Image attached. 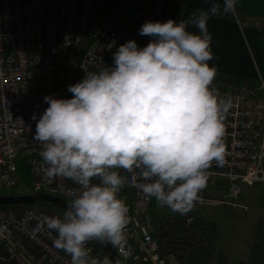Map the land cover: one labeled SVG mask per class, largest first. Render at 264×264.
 <instances>
[{"label": "clouds", "instance_id": "clouds-1", "mask_svg": "<svg viewBox=\"0 0 264 264\" xmlns=\"http://www.w3.org/2000/svg\"><path fill=\"white\" fill-rule=\"evenodd\" d=\"M238 0H208V6L179 20H147L136 39L120 44L113 63L85 72L68 86L70 98L46 95L33 140L48 177L79 185L62 215L43 217L56 233L53 244L70 264H121L110 255L91 256L87 242L120 249L126 239L129 205L120 195L128 178L147 197L185 213L199 198L211 163L225 154V116L230 94L214 86L209 21L231 13ZM32 119L36 120V114Z\"/></svg>", "mask_w": 264, "mask_h": 264}, {"label": "built area", "instance_id": "built-area-1", "mask_svg": "<svg viewBox=\"0 0 264 264\" xmlns=\"http://www.w3.org/2000/svg\"><path fill=\"white\" fill-rule=\"evenodd\" d=\"M178 11L177 0H0V191L21 188L20 161L22 168L29 167L31 187L17 195L73 198L79 185L48 177L42 144L33 140L39 114L48 106L44 97L70 98L68 86L85 72L112 64L120 44L136 39L143 47L150 42V36L139 33L145 21L178 20ZM214 86L232 96L233 107L224 120V157L206 170L207 182L196 201L200 205L209 201L203 197L209 189L224 190L226 198L238 201L240 184L264 185V118L257 121L250 106L257 100L264 104V73L257 83L215 79ZM120 172L128 178L120 195L129 205L126 239L114 249L122 264L208 262L213 228L190 219L175 239L177 219L153 217L155 199L138 189L139 178ZM47 215L52 214L39 205H0V264H70V256L53 244L56 233L42 226ZM158 223L163 244L157 238ZM87 248L91 256H105L95 240Z\"/></svg>", "mask_w": 264, "mask_h": 264}, {"label": "rangeland", "instance_id": "rangeland-1", "mask_svg": "<svg viewBox=\"0 0 264 264\" xmlns=\"http://www.w3.org/2000/svg\"><path fill=\"white\" fill-rule=\"evenodd\" d=\"M250 106L254 110L256 120L262 122L263 102L258 101L256 106L252 104ZM18 163L20 169L21 163L20 161ZM23 168L28 171L29 167L24 164ZM240 188L241 195L238 201L226 198L224 190L209 189L203 195L209 201L203 205L195 202L185 213L173 212L167 207L160 206L156 200L152 203L151 212L156 218L157 215L164 214L167 218L177 219L175 222H179V226L176 223L172 232L175 239L183 233L182 223L186 224L187 220L193 219L195 224L211 226L214 239L209 260L204 264H264V185L240 184ZM23 189H26L24 183L18 190L0 191V194L18 193ZM42 208L52 215H62L64 212L52 206ZM156 229L157 238L163 244L161 224H156Z\"/></svg>", "mask_w": 264, "mask_h": 264}, {"label": "crops", "instance_id": "crops-1", "mask_svg": "<svg viewBox=\"0 0 264 264\" xmlns=\"http://www.w3.org/2000/svg\"><path fill=\"white\" fill-rule=\"evenodd\" d=\"M178 20L208 6V0H177ZM264 21V0H238L235 9L213 17L209 30L213 33L215 79H235L257 83L263 75L259 31ZM256 102L254 105L256 106Z\"/></svg>", "mask_w": 264, "mask_h": 264}, {"label": "water", "instance_id": "water-1", "mask_svg": "<svg viewBox=\"0 0 264 264\" xmlns=\"http://www.w3.org/2000/svg\"><path fill=\"white\" fill-rule=\"evenodd\" d=\"M50 204L55 208H59L63 211L66 210L67 201L48 195L44 193L39 194H21V195H1L0 205H38V204ZM96 241V240H95ZM102 252L105 255H110L114 260L118 258L114 248L109 244L106 245L102 242L96 241ZM122 264V262H121Z\"/></svg>", "mask_w": 264, "mask_h": 264}, {"label": "trees", "instance_id": "trees-1", "mask_svg": "<svg viewBox=\"0 0 264 264\" xmlns=\"http://www.w3.org/2000/svg\"><path fill=\"white\" fill-rule=\"evenodd\" d=\"M97 11H94V20H97ZM259 46H260V51H261V61H262V65L264 68V21L263 24L260 27V31H259ZM19 171L21 172V180L22 183H24V185L26 186V188H30L31 187V177L28 173V171H25L24 168L20 167ZM17 195L19 193H12V194H6V195ZM0 195H5V194H0ZM39 206H52L50 204H38ZM53 207V206H52ZM55 208V207H54Z\"/></svg>", "mask_w": 264, "mask_h": 264}]
</instances>
